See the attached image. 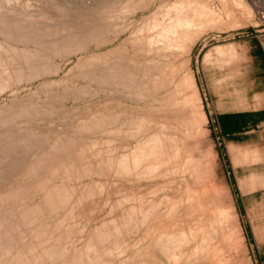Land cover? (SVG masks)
<instances>
[{
  "label": "rangeland",
  "instance_id": "rangeland-1",
  "mask_svg": "<svg viewBox=\"0 0 264 264\" xmlns=\"http://www.w3.org/2000/svg\"><path fill=\"white\" fill-rule=\"evenodd\" d=\"M4 1L0 0V43L11 49L9 53L14 51V54H19L26 51L25 56L31 59V63L28 68L23 67L21 72H14L12 76L16 77V80L11 78L9 84L7 82L8 85L3 82L7 88L4 86L0 90V220L12 217L19 220L12 225L13 227L0 228V238H4L0 240V259L5 255L11 259L15 250L25 247L27 252H24V256L26 255V259H29V256L33 257L34 253L36 255L40 252V249L54 244L60 232L62 233L68 228L69 231H67L72 230L71 234L73 233V228H70L69 224L66 226L69 223L66 218L68 210H56L49 216H45L47 218L43 217L44 219L35 221L37 224L28 222L29 218H22L34 200L36 203L41 197H44V191L61 181L60 174H57L59 176L57 177L56 171H51L52 168V170L55 169V161H58V163L62 162L65 166L70 167L65 174L70 179H67L66 176V180H64L71 184L70 187L74 186L73 189L76 184V188L79 189L85 183L92 182L93 185H96L106 181L110 185L113 184V186L111 185L112 192H110L111 195H106V198H103V202L98 206L89 207L90 212L86 210L88 212L85 211L84 215L82 213L81 217H78V226L85 225L87 227L83 228V231L79 229L80 235L77 234V240L69 238L71 245H68L70 244L68 241L66 251L71 252V255L59 258L61 253L57 252L59 255L46 259L47 261L40 264H80L77 262L79 253L85 250L88 245L90 246L98 236L105 235L108 230L115 227L114 216L124 209H130L137 200L158 192L159 188L169 184L177 175L197 169L204 170L207 174L196 173L192 179L200 190L209 196H213L212 189H219L223 193V204L228 206L233 224L236 226L237 244L234 250L227 247L220 255L224 259V264H264V185L260 180L254 179L255 174L264 172V162L253 160L248 155L251 148L264 146V99L261 106L254 104L255 94H264V0H206V4L209 8L211 7L213 16L205 18L197 17L203 0H190L183 8L159 13V18L157 15L149 17L150 8L146 4L143 6V3L140 5L139 0ZM134 4H137L138 9L134 8L139 11L131 9ZM140 10L142 11L140 12ZM183 27L188 30V33L194 30L199 31L198 36H195L192 41H188L187 37H185V41L182 38L181 46L183 43H187L189 48L180 54L179 52L183 49L181 47L180 51H176L179 56L175 54L176 61L182 62L185 59V75L181 73L179 76L182 78L184 75L183 82H187L189 85L188 96L197 111V115L194 117L183 114L181 99H178L177 107L168 103L171 101L168 99L167 104L157 103L160 109H164L161 112L150 108L154 104L150 98H146L144 105L134 103L133 99H136L134 95L139 92L137 86L115 82V73L108 70L111 65L119 64L121 61H124L123 64H125L132 57L134 60L136 59L135 61L142 60L144 54L149 52V49L146 48H149L150 45L146 42L149 41V44L154 46H163L169 35L178 38L180 35L177 31L183 30ZM5 28L8 29L6 34ZM9 30L14 34L10 35ZM164 39L166 40L164 41ZM160 43L162 44L160 45ZM238 55H241L239 60L237 59ZM38 58L40 59L38 60ZM118 61L120 62L118 63ZM237 61H239L238 64ZM32 70L35 71L32 72ZM122 85L125 88L120 89ZM169 88L170 91L173 90L172 85ZM167 93L168 91H164V93H160L161 95L159 94L162 100ZM173 109L177 110L179 114L182 112L181 117H169L168 112H174ZM21 113L28 114L26 116ZM100 113L102 114L100 115ZM94 115H100L103 121L92 123ZM128 115H136L138 118L153 121L158 127L157 132L167 129L179 133L182 139L177 141V147L180 146V148L177 151L174 150V153L183 151L182 157L178 161L174 159L161 167H159L160 165L148 166L138 171L119 172L112 166L103 167L94 174L89 173V176L86 171L83 173L79 169L80 172L76 171L75 164H73L75 159L79 160L82 154L88 153L91 148L92 152L95 149V152H99L108 144L111 145H108L110 148L108 146L107 149L104 148L109 152L106 153L108 157L110 153L113 155L117 149L123 154L126 148L130 149L133 145H137L140 137L138 132L131 133L128 128L126 120ZM90 116L92 120L89 121ZM118 116L126 121H119L121 119ZM115 119L116 123L119 122L117 123L118 129L110 133V130L105 126L108 123L111 124ZM76 123L78 127H76ZM82 125L85 128L79 129ZM91 132H93L92 137ZM38 133L39 135H35ZM64 136L67 139H64ZM43 138L45 141L42 140ZM24 139L29 144L24 142ZM62 139L64 142H61ZM104 139L107 140L106 143L102 142ZM18 140L20 142H17ZM57 141L61 143L60 145L56 143V145L58 144L56 146L54 143ZM92 141L96 142V146H85L91 144ZM76 142L80 148L77 145L74 146ZM31 145L33 146L31 147ZM54 146L56 147L54 148ZM61 146L67 148L73 146V149H68L59 157L57 152L61 150ZM85 148L88 149L87 152ZM76 149L78 150L76 151ZM25 151L28 152L25 153ZM51 151H53L52 154ZM106 156L104 155V157ZM74 157L76 158L73 159ZM92 158L95 159L97 156ZM65 159L73 163L69 165L67 161L66 165L63 162ZM51 160L52 162H50ZM31 175L35 180L29 177ZM118 176L121 178L120 180ZM19 186L20 188H18ZM10 188L12 192L18 190L17 192L20 194H15L18 197L8 195L11 193ZM127 191L131 194L126 195ZM33 192L35 193L33 194ZM119 192L126 196L121 197L124 195ZM81 194L83 196L85 192ZM46 219L48 220L46 221ZM44 220L47 224L44 223ZM32 225L37 227H31ZM38 226L43 227L47 232L50 230L52 236L46 232L44 236L48 235L47 239L39 234L42 229H38ZM58 227L59 229H57ZM18 228H23L24 232L19 231ZM2 230H5L4 233ZM57 230L60 232L58 233ZM18 233L19 236L16 238L15 235ZM82 233L83 236H81ZM38 234L41 236H37ZM34 237L36 241L33 239ZM51 238L53 239L52 243H50ZM40 239L44 241H40ZM131 239L135 241L137 237ZM31 244L36 247L29 250ZM5 246L6 248H2ZM133 247V245L122 247L118 252L119 257L118 254L115 256L109 254L102 256L99 263L92 260L93 262L85 261L84 264H170L162 255L148 261L145 255L139 252L140 246V248ZM231 250L236 252L235 256ZM134 251L136 254L133 255ZM129 253L132 255L130 254V256ZM204 259L205 255L202 252H197L174 264H206L205 262L201 263Z\"/></svg>",
  "mask_w": 264,
  "mask_h": 264
},
{
  "label": "bare ground",
  "instance_id": "bare-ground-1",
  "mask_svg": "<svg viewBox=\"0 0 264 264\" xmlns=\"http://www.w3.org/2000/svg\"><path fill=\"white\" fill-rule=\"evenodd\" d=\"M12 1L15 2L16 0H12ZM139 1H140V5H141V3H143L142 4L143 6H144V4H146V6L150 8V11L148 12L149 17L153 16V15H157V18H159L158 14L161 12L168 11V10L170 11V10L176 9V8H183L184 6H186L190 2V0H139ZM206 2H207L206 0H203L202 4L200 6L201 10L198 13L197 17L205 18L208 16H213L212 11L210 9L211 7L209 8V6L206 4ZM84 3H86V2H84ZM125 3H127V2H125ZM135 3H137V2H135ZM137 4H134L133 7H131V9L136 7ZM124 7H125V5H124ZM136 8H134L135 9L134 11H139V10H137L138 8L137 9ZM141 11L142 10H140V12ZM149 17H146V18H149ZM153 18H151V19H153ZM147 22H146V24H147ZM148 27H149V25H148ZM8 29H9V27H8ZM8 29H6L5 34L7 33ZM182 29L183 30H181V31L176 30L178 32V34L180 35V36H178V38H176V36L173 37V36L169 35V37L167 38L168 39L167 41H165L166 39H164V41L166 43L163 46H159V45L154 46L152 44H149L150 43L149 41L146 42L148 45H150V46H148L149 48L145 47L146 49H149V52L146 53V55L144 54V57L142 60L135 61L136 59L134 60V57L131 56L132 58H131V60H128L129 62H126L125 64H123L124 61L123 62L121 61L122 64H120L121 62L118 61V63L120 62L119 64H116V65L114 64V65H111L109 68L108 67L107 68H108V70H111L115 73L114 74L116 76V79H114L115 82H119L121 84L123 83V85L125 84L128 86H132V85L137 86V89L139 90V92L134 95L135 96L134 98H136V99H133L134 103H138V105H144L146 98H150V99H152V101L155 104V105L153 104L150 108L155 109L157 112H161L164 109H160L158 107L159 105L157 103H166V101L171 100L168 103L174 105V107H177V101H178V99H181L182 103H183V107H182L183 114L185 116L194 117L197 115V111L195 110V108L191 104L190 98L188 96L189 85L187 82L186 83L183 82L184 75H185V73H184L185 72L184 71L185 59H183L182 62H180V60L178 62L175 60L177 58L175 54H178L176 51H180L181 47L183 49L181 52H179L180 54L181 53L183 54V52L185 50L187 51L188 50L187 48H189L186 45L187 43H183L181 46L180 41L182 38H184V41L186 39L188 41H192L195 36H198L199 31L194 30V31L188 33V30L185 27H183ZM8 32H10V35H11V33H12L11 30H9ZM12 34H14V33H12ZM117 35H119V34L117 33ZM185 37H187V38L185 39ZM153 39H151V40L153 41ZM14 41H16V40H14ZM56 42H59V41H56ZM2 44L3 43H0V90L2 88H4V86L6 87L5 84L3 85V82L6 84L8 82V84H9L11 78L14 77V76H12V74L14 72H16V71L21 72V69L23 67L28 68L29 63H31V61H30L31 59L26 58V56H25L26 51H25V53H22L23 52L22 51L19 54H16V53L14 54L13 53L14 51L12 53H9V52H11V49L6 48L7 46H4ZM161 44L162 43H160V45ZM218 49H221V48H218ZM218 49H216V50H218ZM5 53H8L9 55H7ZM140 55H142V54L140 53ZM178 56H179V54H178ZM240 56L241 55H238V57H237L238 60L241 58ZM207 57H209V55H207ZM228 58H230V57H228ZM39 59L40 58H38V60ZM126 61H127V59H126ZM113 63H116V62H113ZM236 63L238 64L239 61H237ZM43 70H46V69H43ZM34 71L32 70V72H34ZM37 72L40 73V71H37ZM181 73H184V75L182 74L183 75L182 78L179 76V75H181ZM16 74H18V73H16ZM108 76H109V74H108ZM13 79L16 80V77ZM26 79H27V76H26ZM123 85H122V88H120V87L119 88L120 89L125 88V87H123ZM171 85L173 88L172 91H170V88H169V86H171ZM164 91H168V93L166 94V97L163 98V100H162V98L159 96V94L164 93ZM133 93L134 92L132 91V95H133ZM175 101H176V103H175ZM138 105L136 104V106H138ZM26 109H28V108H26ZM29 111H31V110L29 109ZM29 111L26 110V112H29ZM172 111H174V109ZM22 112H23V110H22ZM21 114L26 115L28 113H26V114L21 113ZM38 114H42V113H38ZM43 114H44V112H43ZM101 114L102 113H100V115ZM168 114H169V117L174 118L176 116L181 117L182 112H181V114H179L176 110L174 112L170 111V112H168ZM23 115H20V116L22 117ZM96 115H94L95 118H92L93 119L92 123H96L97 121L101 120V116L100 115L96 116ZM119 116H120V114H119ZM128 116L129 117L126 119L127 125L129 126L128 128L131 130V133L138 132V136L140 137V140L137 143V145H133L132 147H130V149L126 148V151H128V152L126 153V151H124L125 153L123 152V154L120 153L117 149L113 153V155H111V153H110L108 155V157L106 156L107 155L106 153L108 151H105V149H107V146L109 144L108 145L106 144L107 146L104 145V146H106V147H104L105 149L103 148L100 151L98 150L99 152H95L96 149L94 150V152H92L91 151L92 148L90 151H88V149L86 150V148H85V151L86 152L88 151V153L85 154V152H84V155L82 154V157H80L79 160H78V158H76L77 156L74 157L73 159L76 158L74 163L67 160L69 165H70V163L75 164V169H77L76 171L81 170L82 173L86 171V173L89 176V173L94 174L95 172H97L101 168L107 167V166H112L113 168H115L119 172H121V171H126V172L138 171V170L145 168V167H148V166L155 167V166L160 165L159 167H161L165 163H169V162L173 161L174 159L178 161L182 157L183 151H180L177 154L174 153V150L177 151V149L180 148V146L177 147V141L182 139V137L179 133H177L175 131H170L167 129L164 131H161V132H157L156 129L158 127H157L156 123H154L153 121L138 118L136 115H128ZM23 117L25 118V116H23ZM32 117H33V115H32ZM82 118H83V116H82ZM104 118H106V117H104ZM92 119L90 116L89 121ZM116 119L111 124L108 123L107 126H105L104 124H102V125H104L107 129H109L110 133H113L114 131H116L118 129L117 123H119V122L116 123ZM80 120H82V119L80 118ZM122 120L123 119H121L119 121H122ZM126 120H123V121H126ZM25 121H27V120H25ZM85 121H86V119H85ZM101 121H103V120H101ZM77 123L79 124L80 122H77ZM77 123H76V125H77ZM84 123H86V122H84ZM123 123H122V125H123ZM80 124H82V123H80ZM84 125H86V124H84ZM84 125H82L81 127L79 126L80 127L79 129H81V128L84 129L85 128ZM88 125H89V122H88ZM93 126H96V125H93ZM76 127H78V125ZM23 128H21V129H23ZM24 130H27V129H24ZM28 130H29V133H31L30 129H28ZM72 130H73V128H72ZM90 130H92V129H90ZM13 131H12V133H14ZM81 131H78V132H81ZM111 131H113V132H111ZM76 132L77 131L75 130V133ZM85 132H87V131L85 130ZM88 132H89V130H88ZM104 132H105V130H104ZM124 132H125V130H124ZM92 133L93 132H91V137H92ZM107 133H109V132H107ZM10 135H11V130H10ZM23 135H22V137H23ZM35 135H39V133L35 134ZM75 135H73V136L75 137ZM12 136H13V134H12ZM29 136L31 137V135H29ZM32 136H34V135H32ZM67 137H68V135H67ZM67 137L65 138V136H64V139H67ZM34 139H32V140H34ZM36 139H37V137H36ZM84 139H85V137H84ZM94 139H91V140H94ZM27 140H28V138H27ZM39 140L40 139L38 138V141ZM42 140H44V138ZM104 140L102 142L106 143L107 140L106 139H104ZM59 141L55 142L54 144L56 145V143H59ZM17 142H20V141L18 140ZM24 142H27V141L25 140ZM61 142H64V140L62 139ZM70 142H72V141H70ZM97 142H98V140H97ZM60 143H59V145H60ZM95 143L92 141L91 144L85 145V146H90V147L96 146ZM24 144L27 145L29 143L27 142V144L26 143H24ZM24 144H22V145H24ZM111 144H113V143H111ZM15 145H17V144H15ZM75 145H77V142H76V144H74V146ZM101 145H103V144L101 143ZM116 145H117V143H116ZM32 146L33 145H31V147ZM56 146H54V148ZM109 146H111V145H109ZM113 146H115V145L113 144ZM72 147L67 148L66 146L65 147L61 146V150L58 151L59 153L57 152V155L60 157V155L62 153H66V151H68V149H73ZM78 147L80 148V146H78ZM117 147H118V145H117ZM28 148H29V146H28ZM54 148H53V150H54ZM75 148H77V147H75ZM109 148H108V150H109ZM16 149H18V148H16ZM77 150L78 149H76V151ZM124 150H125V148H124ZM19 151H20V149H19ZM20 152H22V150ZM26 152H28V151H25V153ZM110 152H111V150H110ZM50 153L52 154L53 151H51ZM103 153L106 157H104ZM67 156H70V155H67ZM95 156H97V158H95V159L92 158ZM19 158H21V157H19ZM61 158H63V157H61ZM23 159H24V157L22 158V160ZM55 159H58V158H55ZM66 159L63 162L66 163V165H67L68 163H67ZM53 161H55V160H53ZM50 162H52V160ZM55 162H56L55 164L53 163L54 168H55L54 170H52L53 169L51 167L52 165L48 166V167L52 168L51 171H53V172L56 171L55 175L60 174L59 175L60 177L58 175H57V177H59V179H61V181H59L58 183L56 182L54 185L50 186L48 188V190L44 191L45 193L42 191L44 194V197L43 198L41 197L40 200H38L39 199L38 198L37 199L38 201L36 203H34L35 202V200H34L31 207L28 209L26 208L27 213L24 214L22 218H25V219L29 218V220H27V221L30 223L31 222L34 223L35 221L38 222L39 221L38 219H42L45 216H49L50 214H52L56 210H59V209H61L63 211L68 210V213L66 214V218H67V222L69 221V223H67L66 226H68V224H69V227L73 228V233L71 234L72 230L70 232H68L69 231L68 228H67L68 231L65 230L62 233L57 230L58 233L60 232V234L58 237H56L57 239L55 240V243L50 245V246L47 245L48 247L46 246V248L40 249L39 250L40 252L36 253V255L33 251L35 256L34 255H33V257L29 256L30 258L26 259V257H25L26 255L24 256V252L25 251L27 252V250H26L27 248L25 247L26 248L25 249V248L19 247L20 249L15 250L16 252L13 251V252H15L13 254V256H12V254H10L12 256L11 259H8L6 257L7 255L1 256L0 264H28V263L31 264L30 262L40 264L43 261H45L46 259H51V258L59 255L60 253L61 254L58 256L59 258H63V257H67V256L69 257L71 255V252L69 253V251H66V249L68 248L67 246L71 245V241H69V238H71V239L75 238L77 240V238H76L77 234L80 235L79 229L83 231L87 227L85 225L84 226L80 225V227L78 226V223H77L78 217L83 212L88 210L89 207H91V206L96 207V206H98L99 203H102L103 202L102 199L106 198V195H109V194L111 195V193H110V192H112L111 185L113 186V184L110 185V183L106 182V181H103L101 184L98 183L96 185H93L92 182H89V183L84 182L85 185L82 186L84 188L81 187L78 189V188H76L77 187V184H76L75 188L73 189L74 186L70 187L71 184H68V182L65 181L66 176H67V175L65 176V174L67 173L66 171H69L70 167L65 166L61 161L60 162L62 164L58 163V161H55ZM34 166H36V165H34ZM39 167H41V166H39ZM75 173H77V172H75ZM196 173L203 174V175L207 174L204 172V170L200 171L198 169L179 174L176 177H174L169 184H166L162 188H159L160 190H158V192H156L154 194L147 195L146 197L137 200L133 205H131L130 209H128V210L124 209V211H122L121 213H118L117 216H114V218H113V220L116 221L115 227L113 229L108 230L105 233V235L100 236V237L98 236L96 239H94L90 246L88 245L85 250H83L79 253L80 255L77 257V262L80 264H84L85 261L93 262L92 260H94L96 262L98 261V263H99V259H102L101 258L102 256H106L109 254L112 256H115L116 254H118L119 250L122 249V247H125L128 245H133L134 247H137V246L141 247L142 251L141 250L140 251L138 250V251L142 252L145 255V257L148 259V261H151L155 257L157 258V256L162 255L170 262V264H174V263H179V261H181L182 259L188 258L189 256L194 255L197 252H202L205 255V259L203 261H201V263L205 262L206 264H209V263L210 264H224V259L220 255H221V252H224V250H226L227 247L234 250V247L237 244L236 226L233 224V218H231V216H230L228 206L223 204V196H222L223 193L219 189H212L213 196H209L204 191L200 190V188L197 186L195 181L192 179ZM84 174H82V175L84 176ZM82 175H80V176H82ZM122 175H124V174H122ZM122 175H120V176H122ZM32 176L33 175H31L29 177H31V178H33V180H35L34 177H32ZM67 179H70V177L67 176ZM120 179L121 178L119 177V180ZM26 180L28 183V178ZM206 182H208V181H206ZM18 183H20V182H18ZM18 183H17V186L19 185ZM23 183H24V181H23ZM23 183H22V185H23ZM29 184H27V185H29ZM210 186H212V185L210 184ZM9 187H11V186H9ZM118 187H119V185H118ZM18 188H20V186ZM26 188H27V186H26ZM115 188H117V187H115ZM28 189H26V190H28ZM127 189H128V186H127ZM10 190H11V193L8 195L12 196V195H15L16 193H18L17 191L19 189L17 191L15 190L13 192H12L11 188H10ZM121 190H122V188H121ZM31 191H30V193H31ZM115 191H116V189H115ZM83 192H85V195L82 196L81 193H83ZM121 192H119V193H121ZM34 193L35 192H33V194ZM18 194H20V193H18ZM115 194H118V193H115ZM121 194H123V193H121ZM129 194H131V193L129 191H127L126 195H129ZM126 195H124V196L121 195V197H125ZM114 196L116 197V195H114ZM16 197H18V196H16ZM30 203H32V201H30ZM88 211H86V212H88ZM83 215H84V213H83ZM45 218H47V217H45ZM48 218L50 219L51 217H48ZM87 218H89V217H87ZM47 220L48 219H46V221ZM64 220H66V219H64ZM18 221H19L18 219H14L13 217L12 218H6L3 221L0 220V228L6 227V226L11 227L14 223H16ZM36 222H35V224H37ZM44 223H45V220H44ZM44 223H43V225L47 224V223H45V224ZM93 223L95 224L96 222L94 221ZM20 225L19 226L17 225V226L20 227ZM43 225H41V226H43ZM52 225H54V224H52ZM33 226L34 225H32L31 227H33ZM21 227H23V226H21ZM34 227H37V226H34ZM40 227L38 229H42V230L41 231L39 230L41 232L39 234H41L42 236L46 235L45 233L47 232V230H44L43 227L42 228H40ZM47 227H49V226H47ZM61 227H62V225H61ZM26 228H28V227H26ZM50 228H51V225H50ZM63 228L65 229V227H63ZM18 229H16V230H18ZM22 229L23 228L19 229V231ZM45 229H46V227H45ZM57 229H59V227ZM34 230H36V229H34ZM4 231L2 233H4ZM49 231L50 230H48V232ZM13 232H14V230H13ZM22 232H24V231L22 230ZM11 233H12V231H11ZM27 234H28V232H27ZM39 234L37 236H39ZM54 234H56V233L54 232ZM50 235H51V233H50ZM9 236H10V234H9ZM15 236L17 238V236H19V233H18V235H15ZM81 236H83V233ZM48 237L49 236L47 235L45 238L48 239ZM130 237L131 238L137 237V239L135 241H132V239ZM3 239L4 238H0V240H3ZM33 239H35V237ZM80 239H81V237H80ZM126 239L131 240V241H128ZM12 241H14V240H12ZM35 241H36V239H35ZM35 241H34V243H35ZM40 241H44V240L40 239ZM68 241L70 244H68ZM52 242H53V239L50 243H52ZM44 243L47 244V242H44ZM39 244L42 245V243H39ZM43 245H45V244H43ZM0 246H1V244H0ZM15 246H18V245H15ZM22 246H23V244H22ZM28 246H30V245H28ZM35 247L36 246L32 245L31 247H29V250H32ZM2 248H6V246L2 247ZM36 250H35V252H36ZM232 250H231V252H234ZM136 251H134V253L132 252L133 255L136 254L135 253ZM57 252H59V254H57ZM121 252H123V251L121 250ZM33 253H31V254H33ZM130 254L131 253H129V255ZM235 254H236V252L233 253V256H235ZM11 256H9V257H11ZM127 256H128V254H127ZM118 257H119V254H118ZM213 259H215V260H213ZM228 262H229V260H228Z\"/></svg>",
  "mask_w": 264,
  "mask_h": 264
},
{
  "label": "crops",
  "instance_id": "crops-1",
  "mask_svg": "<svg viewBox=\"0 0 264 264\" xmlns=\"http://www.w3.org/2000/svg\"><path fill=\"white\" fill-rule=\"evenodd\" d=\"M263 99H264V94H255V103L254 104H256L257 106H261V104L263 103ZM248 155L253 160L264 162V146L261 148H255V149L251 148L249 150ZM254 179L260 180V182L264 185V182H263L264 172L255 174Z\"/></svg>",
  "mask_w": 264,
  "mask_h": 264
},
{
  "label": "trees",
  "instance_id": "trees-1",
  "mask_svg": "<svg viewBox=\"0 0 264 264\" xmlns=\"http://www.w3.org/2000/svg\"><path fill=\"white\" fill-rule=\"evenodd\" d=\"M233 142H235V143H240V142H237V141H233Z\"/></svg>",
  "mask_w": 264,
  "mask_h": 264
}]
</instances>
